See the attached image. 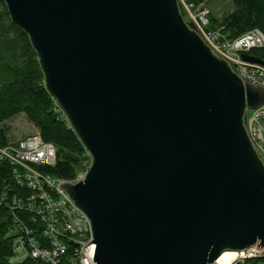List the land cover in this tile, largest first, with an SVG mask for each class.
I'll return each mask as SVG.
<instances>
[{
    "label": "water",
    "instance_id": "1",
    "mask_svg": "<svg viewBox=\"0 0 264 264\" xmlns=\"http://www.w3.org/2000/svg\"><path fill=\"white\" fill-rule=\"evenodd\" d=\"M4 2L92 158L61 187L91 220L96 264H220L264 248V162L245 121L264 86L178 0Z\"/></svg>",
    "mask_w": 264,
    "mask_h": 264
},
{
    "label": "built area",
    "instance_id": "2",
    "mask_svg": "<svg viewBox=\"0 0 264 264\" xmlns=\"http://www.w3.org/2000/svg\"><path fill=\"white\" fill-rule=\"evenodd\" d=\"M178 1L188 21L215 53L225 58L244 81L264 86V65L242 58L250 49L264 47L263 31L255 28L229 40L221 29L209 28L211 10L207 6L196 5L192 0ZM245 121L264 162V104L248 108ZM3 162L9 166L12 180L0 187V207L9 209L12 220L8 237L12 240L13 253L9 261L13 264L28 259L39 264H96L97 244L93 242L91 220L61 187L66 182L84 180L89 166L73 180L47 172L43 167L56 164L57 151L41 134L13 142L0 138V164ZM236 252L238 256L231 264H249L251 258L264 257V248L257 245Z\"/></svg>",
    "mask_w": 264,
    "mask_h": 264
},
{
    "label": "trees",
    "instance_id": "3",
    "mask_svg": "<svg viewBox=\"0 0 264 264\" xmlns=\"http://www.w3.org/2000/svg\"><path fill=\"white\" fill-rule=\"evenodd\" d=\"M192 1L196 5L200 3L199 0ZM0 8L10 20L6 32L0 31V123L26 112L41 130L43 139L53 143L57 149L56 164L43 168L56 177L73 180L79 171L88 168V151L46 88L44 73L27 33L12 22L4 0H0ZM181 12L187 19L183 8ZM187 22L194 27L188 19ZM209 28L221 29L229 40L255 28L264 32V0H234V10L225 18L218 19L211 13ZM248 53L264 60V47L252 48ZM0 138L5 141L1 130ZM5 164H0V187L12 181L9 166ZM11 224L9 209L0 207V264H13L9 261L13 253L12 240L8 237ZM261 261L264 257L251 258L248 263L258 264ZM19 264L39 262L28 259Z\"/></svg>",
    "mask_w": 264,
    "mask_h": 264
},
{
    "label": "rangeland",
    "instance_id": "4",
    "mask_svg": "<svg viewBox=\"0 0 264 264\" xmlns=\"http://www.w3.org/2000/svg\"><path fill=\"white\" fill-rule=\"evenodd\" d=\"M198 5H205L218 19H223L234 10V0H199ZM0 31L3 33L9 28L10 20L6 18L3 8H0ZM5 14V15H4ZM6 18V19H5ZM0 130L5 136V141L13 142L32 134H41V130L28 117L26 112H20L0 123ZM89 154V153H88ZM90 156V155H89ZM92 158L87 161L91 165Z\"/></svg>",
    "mask_w": 264,
    "mask_h": 264
},
{
    "label": "bare ground",
    "instance_id": "5",
    "mask_svg": "<svg viewBox=\"0 0 264 264\" xmlns=\"http://www.w3.org/2000/svg\"><path fill=\"white\" fill-rule=\"evenodd\" d=\"M201 4V3H200ZM259 58V57H258ZM57 150V149H56ZM58 160V159H57ZM238 256L237 252L227 251L219 259L220 264H231Z\"/></svg>",
    "mask_w": 264,
    "mask_h": 264
}]
</instances>
